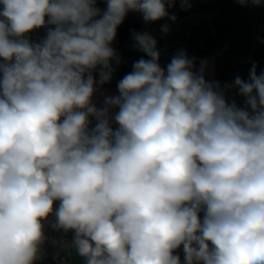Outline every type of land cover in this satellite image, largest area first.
Returning a JSON list of instances; mask_svg holds the SVG:
<instances>
[{"label": "clouds", "instance_id": "9594fccd", "mask_svg": "<svg viewBox=\"0 0 264 264\" xmlns=\"http://www.w3.org/2000/svg\"><path fill=\"white\" fill-rule=\"evenodd\" d=\"M176 2L106 0L101 12L97 0H0V264L41 259L45 222L74 232L85 264H181V247L184 264H264L256 64L247 81L222 87L186 50L161 67L158 41L133 30L131 47L149 59L133 63L103 107L93 103L122 63L112 44L127 13L175 21ZM41 28L46 37L33 42ZM233 87L247 107L228 102Z\"/></svg>", "mask_w": 264, "mask_h": 264}, {"label": "crops", "instance_id": "0c3cea01", "mask_svg": "<svg viewBox=\"0 0 264 264\" xmlns=\"http://www.w3.org/2000/svg\"><path fill=\"white\" fill-rule=\"evenodd\" d=\"M200 1L206 4V9L194 15H189L182 19L176 21L177 25L174 28H170V32L165 35L161 31V26L165 25L167 19L163 18L159 21L152 23H145L143 19L140 17L141 27L138 32L148 31L157 41H158V50L160 51V60H165L166 65L170 62L173 57L172 52L174 48L185 46L190 35L193 39H204L206 36H211L214 40L215 36H217V40L220 42H226L225 35H222L218 31H208L210 22L213 19H223V9L222 2H226L229 0H195ZM236 2V1H235ZM174 11L169 15L172 16ZM172 22V20H170ZM159 22V23H158ZM211 23V22H210ZM212 24V23H211ZM152 28V29H151ZM196 28V31H195ZM47 32V30L45 31ZM236 34V33H235ZM213 35V36H212ZM236 41L233 46H228L230 51L228 54H225L220 61L221 72L223 74L221 86L223 87L225 84H232L237 76L247 81L249 79L250 69L253 64L257 66V74H261L264 72V6H260L258 9V19L256 26L251 34V38H247L246 31L241 33H237L235 35ZM39 37V35H38ZM37 38V37H36ZM217 41V42H219ZM232 41V40H230ZM132 36L123 40L122 42H116L112 44V47L121 55L122 63L119 67L115 68V72L113 78L122 79L126 74L130 73L133 68L132 65L135 61H138L141 58L149 59L144 53L135 50L131 47ZM223 43V44H224ZM189 46H192L190 44ZM191 49H195L194 47H189L186 52ZM208 62V67L205 73V78L208 81H216L217 76V65L216 62L212 58L202 59ZM195 63L196 67L199 68L200 62ZM2 61V58H0ZM3 62V61H2ZM161 65V67L163 66ZM99 69L93 72V75L99 77ZM226 98L229 103L235 101L236 104L241 107H247L245 104V98L238 94V89L235 87L226 91ZM118 95L117 86L107 87V86H97V91L93 95V103L96 107H103V101L105 96H115ZM118 109H113L111 112L112 117H114L115 113ZM94 124L97 123L94 117H91ZM111 123H115V120L112 119ZM59 201H54L53 208L54 210L59 207ZM49 221H54L55 216L51 215L48 218ZM44 231L50 233L53 229L50 225L45 222ZM72 240L70 238H61L57 247H55L51 252V258L54 264H58L61 258L64 259V264H85V261L82 257H80L75 249L72 247ZM64 244V246L61 245ZM178 250V249H177ZM41 255V254H40ZM41 259H38L34 262V264H48L47 260L44 256L41 255Z\"/></svg>", "mask_w": 264, "mask_h": 264}, {"label": "trees", "instance_id": "16d2710c", "mask_svg": "<svg viewBox=\"0 0 264 264\" xmlns=\"http://www.w3.org/2000/svg\"><path fill=\"white\" fill-rule=\"evenodd\" d=\"M188 4L190 6H184L181 4L180 0H177L175 6L169 10H173V15L176 17V20L182 19L184 17H187L189 15L199 14L203 12L206 9V4L200 1L195 0H188ZM97 7L101 9V12L106 10L107 3L106 0H97ZM3 8V4L0 3V9ZM172 15V16H173ZM99 18V17H97ZM171 20V19H170ZM141 27V21L139 13L137 12H128L124 22L119 26L117 29V37L116 40L113 43L116 42H122L123 40L129 38L132 36V31H139ZM46 37V32L41 34L39 37L33 40V42H40L42 39ZM224 46L222 42H215L211 36H206L203 39V48L197 47L195 49H191L187 54L189 58H194L195 63L199 62L202 59L205 58H212L217 65V76L216 81H218L220 84L222 83L223 74L221 72L220 67V61L225 56ZM187 50V49H186ZM2 62V61H0ZM168 64V63H167ZM166 65H163V68H166ZM96 80H99V77H96L94 75ZM120 79L119 78H112L111 82L104 84L103 86L107 87H113L117 86V83ZM90 124H89V130L93 129L96 124L93 123L92 118L89 117ZM110 127L113 129V132L117 131L119 129V125L115 123H111ZM203 212L200 213V216ZM45 235L48 237V239L45 241V243L41 246V255L44 256V258L47 260L48 264H54L52 258H51V252L52 250L58 246L61 238L66 237L73 239L74 232L69 231L68 233H64L63 231H56L53 230L50 233L45 231ZM176 255H179L181 258V264H184V255H181L177 250L175 252Z\"/></svg>", "mask_w": 264, "mask_h": 264}, {"label": "rangeland", "instance_id": "374dc122", "mask_svg": "<svg viewBox=\"0 0 264 264\" xmlns=\"http://www.w3.org/2000/svg\"><path fill=\"white\" fill-rule=\"evenodd\" d=\"M235 1L236 0H229L226 2L225 1L222 2L221 6L224 11L223 19H213L210 21L212 24L208 22V25H209V29H207L208 31H214V32L218 31L222 35H225L226 40H228L227 43L223 42L224 43L223 44L224 54H228V52L230 51L228 46H233V45L236 46V44L234 43L237 41H236V38L234 37H236L235 35L237 33L239 34L243 31H246L247 38L248 39L251 38V34L256 26L257 19H258V9L260 6L257 7L253 5H248L247 7H242L240 4L236 3ZM2 9L3 8H1L0 11H2ZM168 11H169V15L173 12V10H168ZM139 16L142 18V14L139 13ZM166 24L169 25L170 28L171 27L174 28L177 25L176 21L171 22L168 19H167ZM46 30H47L46 28H41V29L34 31L33 33H30L31 40L33 41L34 39H36L38 35L40 36ZM195 31H196V28H195ZM214 41L215 42L219 41L217 40V36H215ZM190 44H192V46H189ZM201 46H203V40L193 39V37L190 35V38H188V41L186 42L185 46L174 48V51L172 52V54L174 56L180 50H186L189 47L197 48ZM165 63H166L165 60H160L161 65ZM202 218H203V213L201 214V219ZM177 251L181 255H184L182 247L178 249Z\"/></svg>", "mask_w": 264, "mask_h": 264}, {"label": "built area", "instance_id": "2783aa9c", "mask_svg": "<svg viewBox=\"0 0 264 264\" xmlns=\"http://www.w3.org/2000/svg\"><path fill=\"white\" fill-rule=\"evenodd\" d=\"M201 48H203V46H201ZM63 238H66V237H63ZM61 245L64 246L63 243H61ZM64 263H65V262H64V259H63V258H61V259L59 260V262H58V264H64Z\"/></svg>", "mask_w": 264, "mask_h": 264}]
</instances>
